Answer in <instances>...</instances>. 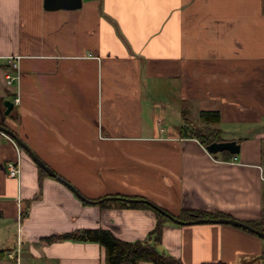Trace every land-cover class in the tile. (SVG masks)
Instances as JSON below:
<instances>
[{
	"label": "crops",
	"instance_id": "crops-1",
	"mask_svg": "<svg viewBox=\"0 0 264 264\" xmlns=\"http://www.w3.org/2000/svg\"><path fill=\"white\" fill-rule=\"evenodd\" d=\"M80 3L46 10L44 0H0V126L87 200L138 196L174 215L257 220L264 208L263 0ZM7 75L16 78L10 86ZM172 93L190 101L199 120L200 112L217 111L216 128L238 154L223 161L169 126L178 116L159 101ZM16 97L5 115L3 102ZM197 102L212 109L196 111ZM6 162H18L16 178ZM154 225L151 211L85 203L49 176L39 190L36 164L0 132V261L20 245L19 253L42 264H106L98 244L45 238L104 229L136 242ZM262 247L230 225L170 223L157 250L182 264H261Z\"/></svg>",
	"mask_w": 264,
	"mask_h": 264
},
{
	"label": "trees",
	"instance_id": "trees-1",
	"mask_svg": "<svg viewBox=\"0 0 264 264\" xmlns=\"http://www.w3.org/2000/svg\"><path fill=\"white\" fill-rule=\"evenodd\" d=\"M12 113V110L9 114ZM200 119L205 122L207 126L205 129H190L188 127L181 129V135L183 137H189L196 139L201 146L205 149L212 143H219L226 141L223 137V133L218 128H210V126H216L220 122V114L217 111H202L199 114ZM0 125H2L0 123ZM220 156L223 161H228L234 158L236 155H231L227 151L212 154V156ZM38 169V189L41 190L42 187V179L47 177L48 175L44 170ZM107 197H122V198H130L143 200L148 202L145 203H126L121 201L110 202L105 201L104 199ZM93 204L99 206L100 208H107L110 206H116L119 208H129V209H142L151 211L154 214L155 225L152 231L147 235L146 240L144 241H136V242H125L119 240L114 237V235L108 230L104 229H83L74 233L64 234L62 236H51L47 237L48 242H54L56 240H71L75 242L81 243H95L101 246L104 249V261L106 264H140L142 262H147L150 264H182L181 261L173 256L168 254L160 253L157 250V245L161 242L162 231L166 224H175L173 223L168 216L173 217L174 219L188 223L195 221L197 219H219L226 218L223 215H209L198 213L194 211L182 210L178 215L171 214L165 209L157 206L150 200H147L144 197L138 196H104L99 197L95 200H90ZM158 210H161L164 214L160 213ZM23 213V212H22ZM168 215V216H165ZM254 230L260 231L264 233V208L261 211L260 217L255 221L250 222H242ZM177 226H185L182 224H175ZM244 232L251 234L252 236H256L254 233H251L247 230L238 228ZM263 247L260 253V259L264 264V240L259 238ZM213 264H224V263H213Z\"/></svg>",
	"mask_w": 264,
	"mask_h": 264
},
{
	"label": "water",
	"instance_id": "water-1",
	"mask_svg": "<svg viewBox=\"0 0 264 264\" xmlns=\"http://www.w3.org/2000/svg\"><path fill=\"white\" fill-rule=\"evenodd\" d=\"M80 0H44V8L46 10H55V9H78L80 7ZM263 11H264V0H263ZM3 106L5 108L4 110V114L8 115L11 110L14 107V104L8 100L3 102ZM0 132L6 134L7 136L13 138L17 144L18 147H20L22 150H24L28 156L30 157V159L36 164V166H38L39 168H41L42 170H44L46 172V174L63 183L64 185H66L74 194L75 196L80 199L81 201L85 202V203H90L93 204V202H91L90 200H87L86 198H84L76 189H74L70 184H68L67 182H65L62 178H60L55 172H53L49 167H47L42 161H40L36 155L22 142L20 141L18 138H16L14 136V134L0 126ZM206 151L209 154H218L224 151H227L228 153H230L231 155H237L239 152V145L235 142V141H223V142H219V143H212L210 144L207 148ZM105 201H110V202H116V201H121V202H126V203H145V204H149L146 201L143 200H137V199H130V198H122V197H107L104 199ZM160 213L164 214L161 210H158ZM168 216V215H165ZM168 218L175 224H182V225H190V224H225V225H230L236 228H241L244 230H247L251 233H254L256 236H258L259 238H261L262 240H264V233L254 230L253 228H251L250 226L236 221V220H232V219H226V218H219V219H197L195 221L192 222H188V223H183L180 222L176 219H174L171 216H168Z\"/></svg>",
	"mask_w": 264,
	"mask_h": 264
},
{
	"label": "rangeland",
	"instance_id": "rangeland-1",
	"mask_svg": "<svg viewBox=\"0 0 264 264\" xmlns=\"http://www.w3.org/2000/svg\"><path fill=\"white\" fill-rule=\"evenodd\" d=\"M172 97H168L167 99H164L162 101H159V105L162 108V111L165 113H169L171 114L176 113L178 116V119L175 120V118H173L174 116H172V124H168L169 126H172L175 129H182L185 127H188L190 129H205V126H207L203 121H201V119L199 120L196 116V112H194V110H192V106H191V102L190 101H181L180 99H178V93H172V95H170ZM209 105V104H208ZM211 105V104H210ZM196 111H198V109L203 110L205 109L204 107L207 108H211L210 106H207V104H204L203 102H197L196 106H194ZM212 109V108H211ZM180 112H184L186 117H183V121L179 118V113ZM186 119H188L189 121L186 122ZM189 122V123H188ZM230 125H223L221 126V128L225 131L228 130L231 131L233 130V128L235 127H229ZM210 128H216V126H210ZM227 137H229L228 135H226ZM225 136V138H226ZM20 249L18 252H20L21 250V246H18ZM13 250H10V252H12ZM5 257L1 259L0 264H42L41 260L35 259L31 256H24L23 254H27L25 251H23L22 253H18L17 251H15L14 253H9L7 252V249L5 250ZM8 254H13L14 259H11L8 257ZM18 255V257H16ZM16 257V258H15ZM261 264H263V261H260ZM259 264V262L257 263Z\"/></svg>",
	"mask_w": 264,
	"mask_h": 264
},
{
	"label": "built area",
	"instance_id": "built-area-1",
	"mask_svg": "<svg viewBox=\"0 0 264 264\" xmlns=\"http://www.w3.org/2000/svg\"><path fill=\"white\" fill-rule=\"evenodd\" d=\"M13 67H15V66H13ZM5 79H6V85L7 86H10L12 84V82L16 78L13 75H7L5 77ZM12 103L14 104V106L18 105L19 104L18 97L14 98L13 101H12ZM5 171L7 172L8 177H10V178H16L19 175V173H20V167H19L18 162H6V164H5ZM18 251H19V249L17 250V252ZM8 257L11 258V259H14L13 254H8ZM16 257H18V255Z\"/></svg>",
	"mask_w": 264,
	"mask_h": 264
}]
</instances>
